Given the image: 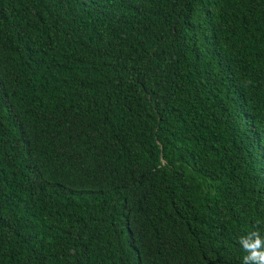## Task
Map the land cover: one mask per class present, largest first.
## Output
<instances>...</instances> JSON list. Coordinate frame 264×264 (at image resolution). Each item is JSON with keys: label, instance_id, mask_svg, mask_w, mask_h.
<instances>
[{"label": "trees", "instance_id": "obj_1", "mask_svg": "<svg viewBox=\"0 0 264 264\" xmlns=\"http://www.w3.org/2000/svg\"><path fill=\"white\" fill-rule=\"evenodd\" d=\"M264 231V0H0V264H241Z\"/></svg>", "mask_w": 264, "mask_h": 264}, {"label": "clouds", "instance_id": "obj_2", "mask_svg": "<svg viewBox=\"0 0 264 264\" xmlns=\"http://www.w3.org/2000/svg\"><path fill=\"white\" fill-rule=\"evenodd\" d=\"M237 242L245 253L241 264H264V231L254 227L241 235Z\"/></svg>", "mask_w": 264, "mask_h": 264}]
</instances>
